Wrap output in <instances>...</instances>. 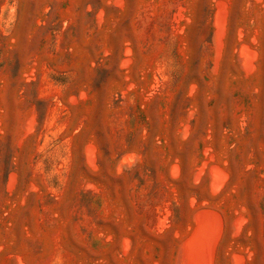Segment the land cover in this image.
I'll use <instances>...</instances> for the list:
<instances>
[{
    "label": "rangeland",
    "instance_id": "1",
    "mask_svg": "<svg viewBox=\"0 0 264 264\" xmlns=\"http://www.w3.org/2000/svg\"><path fill=\"white\" fill-rule=\"evenodd\" d=\"M0 264H264V0H0Z\"/></svg>",
    "mask_w": 264,
    "mask_h": 264
}]
</instances>
